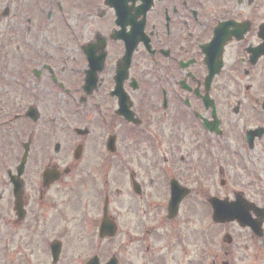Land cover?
<instances>
[{
	"label": "flooded vegetation",
	"instance_id": "obj_1",
	"mask_svg": "<svg viewBox=\"0 0 264 264\" xmlns=\"http://www.w3.org/2000/svg\"><path fill=\"white\" fill-rule=\"evenodd\" d=\"M5 1L0 264H168L148 199L195 196L194 164L263 126L264 0ZM238 250L264 264V238Z\"/></svg>",
	"mask_w": 264,
	"mask_h": 264
},
{
	"label": "rangeland",
	"instance_id": "obj_2",
	"mask_svg": "<svg viewBox=\"0 0 264 264\" xmlns=\"http://www.w3.org/2000/svg\"><path fill=\"white\" fill-rule=\"evenodd\" d=\"M5 3V0H0V6ZM46 3L44 1L41 4L45 10L43 15L49 8ZM39 7L35 3L31 5V16L35 20L43 16L38 11ZM257 121L259 119H254V123ZM234 124L238 127L236 121ZM180 141L182 142L180 152L185 155L189 151L188 143L191 142V138L186 136ZM238 142L240 136L231 134L227 138V147L224 151L211 150L205 161L195 165V176L192 173V179L197 192L180 206L175 219L167 221L165 206L163 209H157L159 203L157 199H148L153 205L148 209L147 223L149 227L155 229L150 240L157 247L156 254L163 257L166 253L171 254L172 261L169 260L168 264L210 263L214 255L218 254L220 246H223L221 240L225 233H229L233 238V243L228 247L232 252L230 257H224L219 253V258L231 264H239L242 256L247 263V256L238 249L244 240L249 238L250 233L240 229L236 224L218 226L212 223L206 202L211 196L232 200L236 193H242L245 199L264 208V149L260 144L255 150H244ZM241 156L243 158H240ZM221 180L224 181L223 186L220 185ZM160 200L163 201L164 198Z\"/></svg>",
	"mask_w": 264,
	"mask_h": 264
},
{
	"label": "water",
	"instance_id": "obj_3",
	"mask_svg": "<svg viewBox=\"0 0 264 264\" xmlns=\"http://www.w3.org/2000/svg\"><path fill=\"white\" fill-rule=\"evenodd\" d=\"M264 108V104H263ZM260 136V133L252 132L250 133V140L252 141L254 136ZM183 193H179L177 195H173L170 202L169 214L170 216H174L176 214L177 205L180 200L183 198ZM209 203L213 209V220L217 223H229L236 221L240 227H249L252 232L261 237L262 230L261 225L264 221V211L255 207L254 205H250L241 196H236L235 202H227L219 201L217 199H211ZM250 212H253L257 217L253 219L251 217ZM224 241L226 243L231 242V237L226 235L224 237Z\"/></svg>",
	"mask_w": 264,
	"mask_h": 264
}]
</instances>
